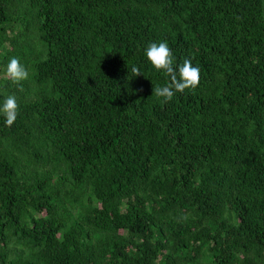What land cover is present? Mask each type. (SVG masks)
I'll return each instance as SVG.
<instances>
[{
    "label": "trees",
    "instance_id": "1",
    "mask_svg": "<svg viewBox=\"0 0 264 264\" xmlns=\"http://www.w3.org/2000/svg\"><path fill=\"white\" fill-rule=\"evenodd\" d=\"M8 95L0 264H264V0H0Z\"/></svg>",
    "mask_w": 264,
    "mask_h": 264
},
{
    "label": "clouds",
    "instance_id": "2",
    "mask_svg": "<svg viewBox=\"0 0 264 264\" xmlns=\"http://www.w3.org/2000/svg\"><path fill=\"white\" fill-rule=\"evenodd\" d=\"M146 62L158 73L165 74L169 83L154 89L157 97L170 101L177 93L185 89H194L200 82V68L194 66L191 59H184L182 64L174 63V56L166 41L152 42L144 49ZM140 74L138 68L133 69ZM5 75L13 83H19L28 76L25 66L16 57H12L5 68ZM19 105L15 95H8L0 100V117L3 123L11 126L17 119Z\"/></svg>",
    "mask_w": 264,
    "mask_h": 264
}]
</instances>
